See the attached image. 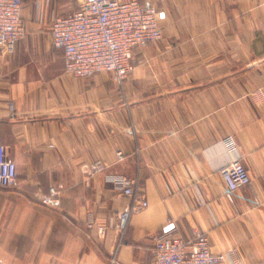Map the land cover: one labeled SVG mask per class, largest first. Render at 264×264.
<instances>
[{"label": "crops", "instance_id": "0c3cea01", "mask_svg": "<svg viewBox=\"0 0 264 264\" xmlns=\"http://www.w3.org/2000/svg\"><path fill=\"white\" fill-rule=\"evenodd\" d=\"M78 1L25 0L26 36L0 52V144L18 168L0 189V264H155L158 236L196 232L264 264V0H140L164 37L134 50L123 89L72 76L53 47V20ZM238 156L251 183L231 203L221 168ZM98 161L108 170L90 175ZM109 175L138 177L149 203L124 233ZM53 187L57 208L40 202Z\"/></svg>", "mask_w": 264, "mask_h": 264}, {"label": "built area", "instance_id": "2783aa9c", "mask_svg": "<svg viewBox=\"0 0 264 264\" xmlns=\"http://www.w3.org/2000/svg\"><path fill=\"white\" fill-rule=\"evenodd\" d=\"M24 3L25 0H0V52L13 53L17 43L26 36ZM159 20L160 11L150 2L79 0L76 10L53 20L52 45L62 53L67 73L76 78H87L107 72L123 89L135 69L134 50L163 39ZM225 144L236 150L234 138L227 139ZM117 156L119 161L124 158L122 152ZM84 168L90 175H98L105 173L108 165L98 161ZM221 175L225 183V198L231 203L235 201V192L251 183L241 156L223 166ZM107 182L114 186L122 199V210L115 225L124 233L131 216L146 209L149 203L138 177L109 175ZM17 186V164L8 159L6 147L0 144V188ZM40 202L52 208L59 207V191L51 188ZM99 235L105 237L106 229L100 227ZM151 252L155 264H239L235 250L214 251L208 236L202 232H196L195 240L190 242L176 234H162L156 238Z\"/></svg>", "mask_w": 264, "mask_h": 264}, {"label": "trees", "instance_id": "16d2710c", "mask_svg": "<svg viewBox=\"0 0 264 264\" xmlns=\"http://www.w3.org/2000/svg\"><path fill=\"white\" fill-rule=\"evenodd\" d=\"M0 189H2V188H0ZM43 205V204H42ZM45 206V205H44Z\"/></svg>", "mask_w": 264, "mask_h": 264}]
</instances>
